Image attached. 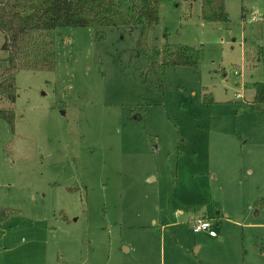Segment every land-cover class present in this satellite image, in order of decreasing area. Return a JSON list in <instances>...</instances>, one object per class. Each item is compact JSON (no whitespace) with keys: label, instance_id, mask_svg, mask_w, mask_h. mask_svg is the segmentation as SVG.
<instances>
[{"label":"rangeland","instance_id":"374dc122","mask_svg":"<svg viewBox=\"0 0 264 264\" xmlns=\"http://www.w3.org/2000/svg\"><path fill=\"white\" fill-rule=\"evenodd\" d=\"M225 10L205 23L199 2L161 1L150 50L201 51L162 90L137 29H60L54 71L16 74L15 102L0 96L15 113L13 130L0 120V264H264V0Z\"/></svg>","mask_w":264,"mask_h":264},{"label":"trees","instance_id":"16d2710c","mask_svg":"<svg viewBox=\"0 0 264 264\" xmlns=\"http://www.w3.org/2000/svg\"><path fill=\"white\" fill-rule=\"evenodd\" d=\"M162 0H0V34L2 50L7 53L6 67L0 72V96L9 103L17 97L15 76L20 71L52 72L56 65V39L63 28H122L138 30L135 49L138 54L153 56L150 68L160 90L165 87L169 67L198 69V48L166 44L150 50L148 37L160 21ZM178 5L200 3V19L205 23H226L225 0H170ZM264 19V12H263ZM105 32L99 30L97 40ZM252 108L264 112V83L253 84ZM0 120L11 130L15 125L12 108H0ZM264 210V200L254 203ZM13 211L0 210V223Z\"/></svg>","mask_w":264,"mask_h":264},{"label":"built area","instance_id":"2783aa9c","mask_svg":"<svg viewBox=\"0 0 264 264\" xmlns=\"http://www.w3.org/2000/svg\"><path fill=\"white\" fill-rule=\"evenodd\" d=\"M175 215H179L178 213H175ZM190 225L191 232L193 234H206L210 238H214L216 236L215 231L212 229V221L209 219L204 218H195L192 219Z\"/></svg>","mask_w":264,"mask_h":264},{"label":"water","instance_id":"95a60500","mask_svg":"<svg viewBox=\"0 0 264 264\" xmlns=\"http://www.w3.org/2000/svg\"><path fill=\"white\" fill-rule=\"evenodd\" d=\"M140 118L138 116L135 117V120H139Z\"/></svg>","mask_w":264,"mask_h":264}]
</instances>
